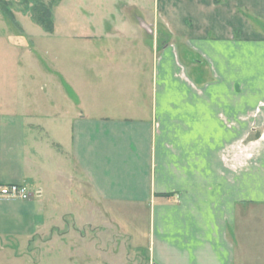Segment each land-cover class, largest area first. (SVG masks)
Segmentation results:
<instances>
[{"label":"crops","instance_id":"crops-1","mask_svg":"<svg viewBox=\"0 0 264 264\" xmlns=\"http://www.w3.org/2000/svg\"><path fill=\"white\" fill-rule=\"evenodd\" d=\"M167 1L143 30L104 18L73 34L82 55L47 66V108L36 71L0 89V186L41 191L0 198L1 238L41 233L83 172L108 204L146 207L154 262L239 264L235 227L264 208V147L251 164L246 150L264 126V0Z\"/></svg>","mask_w":264,"mask_h":264},{"label":"rangeland","instance_id":"rangeland-1","mask_svg":"<svg viewBox=\"0 0 264 264\" xmlns=\"http://www.w3.org/2000/svg\"><path fill=\"white\" fill-rule=\"evenodd\" d=\"M10 1L18 24L0 12V89L30 88L28 72L36 71L33 98L38 97L45 108L50 104L47 96L52 85L45 75L47 66L68 71L78 64L72 57L82 55L73 34H82L87 23H101L104 18L112 24H136L143 30L142 20L149 23L159 5L157 0H61L52 7L54 0H42L53 8L56 34L52 35L32 20V0L28 6L22 0ZM125 33V38H138L136 33ZM28 42H34V55L25 47ZM261 144L264 147V126H248V163ZM80 179L69 191L65 189L61 201L54 202L53 220L41 233L28 240L0 237V264H158L148 250L146 207L112 206L96 195L83 172ZM235 230L240 232L238 263L264 264V208L248 207Z\"/></svg>","mask_w":264,"mask_h":264},{"label":"trees","instance_id":"trees-1","mask_svg":"<svg viewBox=\"0 0 264 264\" xmlns=\"http://www.w3.org/2000/svg\"><path fill=\"white\" fill-rule=\"evenodd\" d=\"M30 0H22V4H27ZM31 5V18L32 20L40 25L46 32L53 33L55 29V21L53 15V8L46 6L42 0H32ZM61 0H54L52 7L55 3ZM0 12L7 17L14 25L18 24L15 18L14 11L11 7L10 0H0Z\"/></svg>","mask_w":264,"mask_h":264},{"label":"built area","instance_id":"built-area-1","mask_svg":"<svg viewBox=\"0 0 264 264\" xmlns=\"http://www.w3.org/2000/svg\"><path fill=\"white\" fill-rule=\"evenodd\" d=\"M40 190H32L22 183H12L0 186V198L28 200L39 196Z\"/></svg>","mask_w":264,"mask_h":264}]
</instances>
